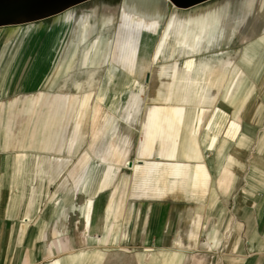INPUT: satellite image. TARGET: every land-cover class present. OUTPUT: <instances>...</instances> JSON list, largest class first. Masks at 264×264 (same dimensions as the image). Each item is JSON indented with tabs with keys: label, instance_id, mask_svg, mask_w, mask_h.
Returning a JSON list of instances; mask_svg holds the SVG:
<instances>
[{
	"label": "crops",
	"instance_id": "1",
	"mask_svg": "<svg viewBox=\"0 0 264 264\" xmlns=\"http://www.w3.org/2000/svg\"><path fill=\"white\" fill-rule=\"evenodd\" d=\"M144 30L128 71L146 98L0 101V264H186L206 246L264 264V19L186 99L151 98L171 80H151Z\"/></svg>",
	"mask_w": 264,
	"mask_h": 264
},
{
	"label": "rangeland",
	"instance_id": "2",
	"mask_svg": "<svg viewBox=\"0 0 264 264\" xmlns=\"http://www.w3.org/2000/svg\"><path fill=\"white\" fill-rule=\"evenodd\" d=\"M215 1L217 0H179L178 4L180 6H176L181 8H188L195 5L204 6L212 4ZM135 6V2H130V0H0V101L2 102L3 99H15L18 97L23 101L29 102L27 105L25 103L11 105V108L15 110L16 107H28L30 100L25 98L34 95H43L44 97L52 98V96L61 92H78L73 87L72 80L66 83V87H61L64 83V78H67L66 76L71 75V73L83 81L88 91L89 87H87L86 74L79 71L77 66H74V69L72 68L70 72H64L63 75L60 73L62 70L61 68H63L65 61L67 62L66 59H68L72 50V42L77 41L76 33L78 31V25H73L68 15H91L93 18L100 20L101 16L110 14L113 18V26L110 30V35L114 37V32L119 30L120 21L124 13L128 12L129 8ZM165 21L166 17L163 16L159 25L144 28L155 31L143 29L145 33L154 32L153 35L151 34L154 39L152 40V47L149 52L150 71L154 70L155 66L162 72H167L168 69L175 70V76L169 82L171 83V88L169 85H166L165 81L164 84L160 86L159 93L154 94L151 98L168 99V97H171V99H174L182 95V93L183 95L180 96L181 99L184 97L191 98L195 93L192 91L191 86L196 85V82L191 75L185 78V70L187 69L186 56L167 58L165 60L161 56H158L155 61H152L153 53L155 56L156 47L160 40ZM240 33L241 36H246L247 30L243 29ZM116 37L114 38V43L116 42L118 45L119 42H117ZM242 41V37L240 39L238 38L234 46L229 47V49H231L230 58L233 62H237L239 58L242 48L240 43H242ZM108 50V62H106L101 69L98 79L96 80L97 84L95 82L90 88V102L94 99H99L96 92L99 88L100 79L104 73V69L112 65H117L124 71H115V78L109 84V90L104 99H114L116 103L121 100L125 101L126 99H138L142 96L143 98H146L147 95L150 96L152 83L146 84L144 82L143 72L134 70L132 75V71H128L131 67L126 66L127 64L119 58V47L117 48V52L115 51V53H113L112 51L111 63L109 59L111 47H109ZM206 53H202L201 55L209 54V52ZM7 61H9V63L4 73H2V67ZM58 65L60 71H57ZM138 68H140L139 63ZM124 73L132 76V81L123 87L120 86V82L124 77ZM168 87L170 89H168ZM80 92L82 93V91ZM80 92L78 93L81 94ZM41 100L42 99H40V101ZM48 100L49 99H47V101ZM106 104L109 105L108 103ZM41 106L42 103H38L32 109L36 119L38 116L36 112L40 110ZM21 120V122H24L25 118ZM63 155H65V153ZM128 204L127 202L126 206H129ZM122 240L123 245L129 243V232H124ZM137 250L140 249L128 247V250L123 251V253L136 254ZM186 250L189 255L186 264H220L219 248L206 246Z\"/></svg>",
	"mask_w": 264,
	"mask_h": 264
},
{
	"label": "bare ground",
	"instance_id": "3",
	"mask_svg": "<svg viewBox=\"0 0 264 264\" xmlns=\"http://www.w3.org/2000/svg\"><path fill=\"white\" fill-rule=\"evenodd\" d=\"M130 2H135L136 6L124 13L119 30L114 32V37L110 35L113 26V18L110 14L101 16L100 20L91 15H68L73 25H78V31L74 28L77 31V41L72 42V50L60 73L63 75L64 72H70L74 66H77L79 71L86 74L89 90H86L82 80L71 73L66 76L67 78L63 77L65 80L61 87H66V83L72 80L73 87L82 93L61 92L56 95L57 99H82L81 101L90 99V88L98 79L104 64L108 62L109 47L113 53L117 52L119 47V58L127 64L126 66L132 68L139 32L145 27L159 25L163 16L166 17V21L156 48L154 61L158 56L164 59L186 56L185 78L189 75L194 77L197 88L193 85L191 89L195 91L199 89L200 81L209 79L213 82L215 79L213 73L222 65L232 63L229 61L231 55L229 47L234 46L237 39L241 38L240 32L243 29L247 30L246 36H243V40H246L257 33L259 22L264 19V0H217L212 4L195 5L188 8L177 7L174 0H130ZM115 37L119 42L118 45L114 43ZM258 40L247 47L245 45L246 52L257 53L261 49L259 43L261 40ZM214 49H217V52L207 54ZM202 53L207 55H201ZM111 58L112 54L109 58L112 63ZM252 60L253 58L246 57L242 62L247 64L253 62ZM57 68V71H60L59 65ZM116 70H118L117 65L104 69L96 92L99 99H104L106 96L108 86L115 78ZM160 71L155 66L151 80ZM165 73L170 80L175 76V70L172 69ZM131 81L132 77L124 73L120 86L124 87Z\"/></svg>",
	"mask_w": 264,
	"mask_h": 264
},
{
	"label": "water",
	"instance_id": "4",
	"mask_svg": "<svg viewBox=\"0 0 264 264\" xmlns=\"http://www.w3.org/2000/svg\"><path fill=\"white\" fill-rule=\"evenodd\" d=\"M175 2H176V4L178 5V6H180L179 4H178V2H179V0H174ZM198 1H201V0H198ZM130 164L132 165V162L130 161Z\"/></svg>",
	"mask_w": 264,
	"mask_h": 264
}]
</instances>
